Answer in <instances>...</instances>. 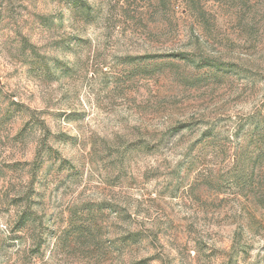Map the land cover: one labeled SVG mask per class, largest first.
Masks as SVG:
<instances>
[{
    "label": "rangeland",
    "instance_id": "374dc122",
    "mask_svg": "<svg viewBox=\"0 0 264 264\" xmlns=\"http://www.w3.org/2000/svg\"><path fill=\"white\" fill-rule=\"evenodd\" d=\"M261 152L264 0H0V264H264Z\"/></svg>",
    "mask_w": 264,
    "mask_h": 264
},
{
    "label": "trees",
    "instance_id": "16d2710c",
    "mask_svg": "<svg viewBox=\"0 0 264 264\" xmlns=\"http://www.w3.org/2000/svg\"><path fill=\"white\" fill-rule=\"evenodd\" d=\"M261 159H264V152L258 153L255 157L251 158L250 161L253 163L255 161L259 162L261 161ZM249 163V162H248ZM252 163H250V165H252ZM252 169V168H251Z\"/></svg>",
    "mask_w": 264,
    "mask_h": 264
}]
</instances>
